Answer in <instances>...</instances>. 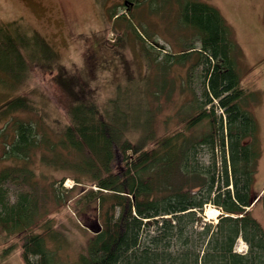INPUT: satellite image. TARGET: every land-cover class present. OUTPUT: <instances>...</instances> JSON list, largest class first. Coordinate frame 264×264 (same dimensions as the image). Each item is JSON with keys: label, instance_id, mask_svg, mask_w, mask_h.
I'll return each mask as SVG.
<instances>
[{"label": "trees", "instance_id": "16d2710c", "mask_svg": "<svg viewBox=\"0 0 264 264\" xmlns=\"http://www.w3.org/2000/svg\"><path fill=\"white\" fill-rule=\"evenodd\" d=\"M179 21L198 34L199 45L170 54L171 62L196 54L203 72L200 92L190 90L188 111L170 132L159 134L141 104L127 109L116 97L108 101L112 111H102L78 86L79 76H54L65 92L67 122L56 141L42 135L55 154L43 160L79 172L68 190L81 186V216H92L91 228L99 224L73 264H264V229L247 209L262 191L254 190L261 148L256 118L247 107L253 94L240 85L238 44L218 8L205 1L184 0ZM14 32H5V56L15 58L12 65L5 63V71L11 70L13 82L19 81L14 64L24 63L17 43L26 41L25 34ZM27 108L32 109L21 95L0 105L5 114ZM15 123L6 152L26 161L40 141L37 124ZM26 173L23 180L29 181L33 172ZM11 174V168L0 170V227L8 235L23 234L25 264H63L46 246L56 230L38 222L35 196L20 193L10 201L2 183ZM209 203L220 211L215 221L202 216ZM257 203L264 212V191ZM240 239L244 251L235 248Z\"/></svg>", "mask_w": 264, "mask_h": 264}, {"label": "rangeland", "instance_id": "374dc122", "mask_svg": "<svg viewBox=\"0 0 264 264\" xmlns=\"http://www.w3.org/2000/svg\"><path fill=\"white\" fill-rule=\"evenodd\" d=\"M202 1L218 8L239 47L240 85L253 94L247 107L256 118V139L261 148L254 190H263L264 0ZM183 7L184 0H0V105L21 95L32 107L6 114L0 111V170L12 169L2 187L11 202L20 193L35 196L41 214L38 222L56 230L55 236L47 237L46 246L63 264L76 261L93 232L87 223L92 216L86 213L89 220L81 216V186L68 190L75 183L72 176H79V172L43 160V155L51 158L55 154L41 142L42 135L56 141L67 122L65 92L54 76H79L78 86L86 88L102 111H112L108 101L119 97V106L127 104V109L136 110L141 104V110L151 114L152 127L159 134L172 131L188 111L190 90L200 92L203 72L202 64L195 61L196 54L182 63L171 62L187 45H199L198 34L179 21ZM15 30L25 34L26 41L24 45L17 43L24 63L14 64L19 81L13 82L11 70L5 71V63L15 61L5 56V32L14 35ZM17 119L37 124L40 141L26 161L6 152L15 139ZM130 137L135 139L137 133ZM21 167L25 172L21 173ZM28 171L33 176L25 181ZM251 210L264 229L261 204ZM219 212L209 203L202 216L215 221ZM14 235L0 227V264H25L23 234ZM6 247L9 249L3 253ZM236 249H245L242 240Z\"/></svg>", "mask_w": 264, "mask_h": 264}, {"label": "water", "instance_id": "95a60500", "mask_svg": "<svg viewBox=\"0 0 264 264\" xmlns=\"http://www.w3.org/2000/svg\"><path fill=\"white\" fill-rule=\"evenodd\" d=\"M260 194H258L256 197H252L250 201V207L256 202ZM93 231L99 230V224H97V228H91Z\"/></svg>", "mask_w": 264, "mask_h": 264}, {"label": "bare ground", "instance_id": "6f19581e", "mask_svg": "<svg viewBox=\"0 0 264 264\" xmlns=\"http://www.w3.org/2000/svg\"><path fill=\"white\" fill-rule=\"evenodd\" d=\"M249 207H250V205H249ZM214 211H217L215 208H212ZM249 209V208H248Z\"/></svg>", "mask_w": 264, "mask_h": 264}]
</instances>
